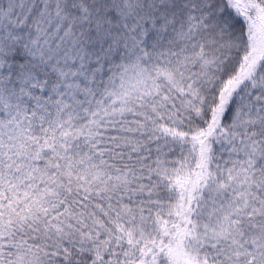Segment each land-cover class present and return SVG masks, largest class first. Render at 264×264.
Returning <instances> with one entry per match:
<instances>
[{"label": "snow or ice", "instance_id": "snow-or-ice-1", "mask_svg": "<svg viewBox=\"0 0 264 264\" xmlns=\"http://www.w3.org/2000/svg\"><path fill=\"white\" fill-rule=\"evenodd\" d=\"M0 264H264V0H0Z\"/></svg>", "mask_w": 264, "mask_h": 264}]
</instances>
